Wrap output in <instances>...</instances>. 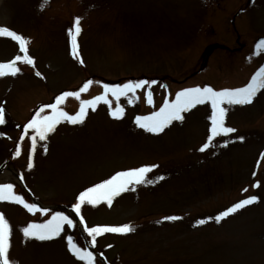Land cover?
<instances>
[{
    "label": "rangeland",
    "instance_id": "rangeland-1",
    "mask_svg": "<svg viewBox=\"0 0 264 264\" xmlns=\"http://www.w3.org/2000/svg\"><path fill=\"white\" fill-rule=\"evenodd\" d=\"M252 1L56 0L46 12V7L39 11L41 0H0V27H11L29 40L28 55L35 60L34 66L18 65L17 75L0 78V104L15 123L3 131L0 166L9 159L18 128H24L32 111L39 104H50L56 94L76 91L92 80L88 91L81 94V99L88 100L103 93L99 77L107 85L130 77L133 82L158 79L137 90L132 104L128 97L117 102L109 96L113 108L117 103L124 108L120 119H114L108 106L100 103L95 111L88 110L83 124L57 125L46 141H37L34 152L29 130L20 155L10 160L11 168L20 172L43 205L72 207L81 192L119 171L157 165L148 174L157 181L154 184L136 185V191L122 193L111 207L104 202L81 207L89 227L133 226L146 213L162 218L161 224H141L126 235H99L95 248L110 264H264V159H260L264 153V90L251 104L225 105V126L236 131L216 137L204 152L199 149L210 135V105H197L182 114L183 121H173L159 134L135 123L137 116L158 111L165 100L174 101L183 88L206 84L217 91L243 87L264 67V53L253 55L250 49L258 37H264V0ZM77 17L82 31L77 36L78 58H74L68 33ZM5 38L7 42L0 40V60L24 55L15 41ZM213 44H223L231 52L214 48L203 59ZM118 85L122 84L109 86ZM149 90L152 105L146 101ZM60 107L75 114L80 104L68 97ZM226 142V147L219 146ZM30 155L33 167L29 170ZM160 176L164 179L158 180ZM1 179L13 180L11 175ZM13 185L14 192L31 203ZM251 196L258 202L215 222V216ZM0 213L12 229L10 261L84 264L67 245L66 238L71 236L85 247L77 225H65L60 236L51 240L26 239L22 228L46 222L51 216L31 214L7 201H0ZM168 216L181 219L167 221ZM202 219L207 223L200 225ZM96 264L101 263L96 260Z\"/></svg>",
    "mask_w": 264,
    "mask_h": 264
},
{
    "label": "snow or ice",
    "instance_id": "snow-or-ice-1",
    "mask_svg": "<svg viewBox=\"0 0 264 264\" xmlns=\"http://www.w3.org/2000/svg\"><path fill=\"white\" fill-rule=\"evenodd\" d=\"M49 3L50 0H41L40 9L43 10L49 5ZM73 29H70L68 34L71 38L73 57L78 58L77 36L82 31L79 17L74 19ZM0 37H7L15 41L19 45L20 52L24 53L23 56L17 55L14 60L9 63H0V77L5 75H17V73L20 71V69L16 66L17 61L34 66V59L28 55L27 46L30 44L29 40L25 39L20 34H17L15 31L8 29L7 27H0ZM262 53H264V39H261L257 42L253 55L258 56ZM80 63L82 64L83 61L81 60ZM36 75L40 76V73L37 72ZM93 83L94 82L92 80H88L80 89L76 91H65L55 98L54 103L43 105L35 112L33 118L24 126L25 135L28 134L29 130L32 132V135L29 137L31 140L32 152H34L36 149L37 141H46L49 134L55 131L57 125L62 122H67L72 125L83 124L88 110L91 109L92 111H95L100 103L108 106L109 114L114 119L122 118L124 108L121 107L119 103H117L116 107L113 108L112 100L109 99V96H111L117 102L122 96L128 97V103L132 104L134 99L137 98V90L143 89L146 85H151L156 82L146 80L135 82L129 81L118 86L102 84L101 87L103 88V93L101 95H97L88 100L81 99V94L87 92ZM261 90H264V67L260 68L244 87L223 89L219 91L214 90L210 86L184 89L176 94L174 101L165 100L158 111H155L148 116H137L135 118V123L138 127L149 133L159 134L163 132L165 128L169 127L173 121H183L184 116L182 114L190 111L197 105H210V135L208 136L207 142L199 149V151L204 152L210 146H212V141L216 137L227 136L236 131V129L232 127L225 126V118L228 111V108H226L225 105L243 106L251 104L253 99ZM68 97H73L79 101L80 107L75 114H69L60 107V105L63 104ZM146 101L150 105L154 103L150 90L146 93ZM46 109L51 110L50 114L42 115V113H45ZM4 122V109L0 108V124H3ZM23 139L24 136L22 135L20 143L23 142ZM239 139L243 141V137H240ZM219 146L226 147L227 142ZM44 150L45 152L47 151L46 145L44 146ZM20 151V144L18 143L15 155L19 156ZM260 159H264V153H261ZM32 167L33 164L30 155L28 163L29 170ZM156 167L158 166L147 165L134 169L119 171L110 178L87 188L79 194L77 202L73 205L72 210L75 215L79 217V224L83 226V232L86 233L87 237L91 238V247L94 248L96 246L97 237L103 233L126 235L135 231V228L127 224L115 227H89L81 215L82 205L87 203L89 205L96 206L97 204L104 202L109 207H111L113 200L122 193L136 191V185L154 184L157 182L156 180L148 178V174ZM20 179L23 180L22 175ZM163 179V176L158 177V180ZM253 186L259 187L258 184ZM245 191H247V189H245ZM0 201H7L21 205L31 214L39 212L42 215H47L49 213V209L42 208L36 204L27 202L21 195L16 194L14 192V185L12 183L0 184ZM255 202H258V198L256 196L243 199L227 210L221 212L219 215L215 216V222L220 223L223 219L235 213L237 210ZM164 219L168 221H175L181 219V217L168 216ZM198 223L203 225L207 223V221L202 219ZM65 225H67L69 228L76 227L74 220L69 215L56 212L52 214L50 219H48L46 222L29 223L26 227L22 228L21 231L26 239L34 238L39 241H47L60 236V234L64 231ZM11 231L12 229L9 222L5 219L4 214L0 213V264H16L15 261H10L8 258ZM66 239L68 250L74 257H76L77 260L84 262V264H96L97 258L94 256L92 251H89L86 247L79 246L71 236H68Z\"/></svg>",
    "mask_w": 264,
    "mask_h": 264
}]
</instances>
